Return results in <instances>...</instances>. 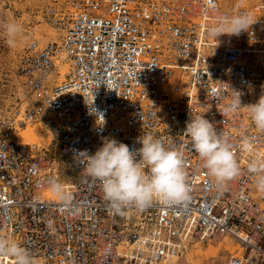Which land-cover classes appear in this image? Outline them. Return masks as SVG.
Wrapping results in <instances>:
<instances>
[{
	"label": "built area",
	"instance_id": "built-area-1",
	"mask_svg": "<svg viewBox=\"0 0 264 264\" xmlns=\"http://www.w3.org/2000/svg\"><path fill=\"white\" fill-rule=\"evenodd\" d=\"M38 1L35 14L58 41L31 37L16 59L31 104L0 115V237L25 247L34 264H264V191L249 167L264 166V131L243 107L264 95V0ZM242 12L254 22L247 31L209 34L218 18ZM63 64L68 72L55 81ZM236 92L242 107L232 110ZM190 115L227 134L240 169L234 179L208 173L185 134ZM27 125L73 162L75 177L57 199L46 193L59 180L58 162L48 145L21 137ZM145 134L182 153L189 198L115 214L74 156L94 154L105 138L139 148ZM208 246L224 255L186 258Z\"/></svg>",
	"mask_w": 264,
	"mask_h": 264
},
{
	"label": "clouds",
	"instance_id": "clouds-1",
	"mask_svg": "<svg viewBox=\"0 0 264 264\" xmlns=\"http://www.w3.org/2000/svg\"><path fill=\"white\" fill-rule=\"evenodd\" d=\"M252 24L251 15L242 12L226 21L218 18L217 24L209 28V34L216 37L222 34L239 35ZM0 27L4 30L8 46L15 47L16 38L23 31L22 25L8 22ZM240 107V94L237 93L231 109ZM243 107L248 109L255 127L264 131V95L256 103ZM185 134L190 137L208 173L218 182L230 181L238 175L239 164L227 134L217 131L204 115H190ZM136 143L141 147L130 148L114 138H105L94 154L89 155L86 149L79 150L74 159L87 176L99 182L103 198L115 214L124 215L132 207L142 210L154 202L169 204L186 201L189 185L182 153L150 134L141 135ZM249 167L257 176L258 189L264 191V166L253 162ZM52 189L59 192L60 186L53 182ZM3 257L11 258L14 264H34L31 253L8 237H0V258Z\"/></svg>",
	"mask_w": 264,
	"mask_h": 264
},
{
	"label": "rangeland",
	"instance_id": "rangeland-1",
	"mask_svg": "<svg viewBox=\"0 0 264 264\" xmlns=\"http://www.w3.org/2000/svg\"><path fill=\"white\" fill-rule=\"evenodd\" d=\"M259 1L261 0H236V3L238 6L249 7ZM37 6H39L38 0H0V25L8 22H15L23 27L22 34L16 38L15 47L8 46L4 30L0 27V115H12L18 111L22 112L31 104L30 96L15 73L17 56L27 43L28 39L33 37L42 44L58 41L56 32L42 22L35 14ZM262 26V31L264 33V24ZM63 65V67H67L66 64ZM62 66L59 67L62 68ZM61 68H58L59 72L61 71ZM67 70L68 69L65 68V71ZM261 72L260 86L264 92V63ZM176 78L177 77L174 78V81H176ZM53 79L58 82L62 80V78H59L58 76H55ZM27 127H31L37 131V134L39 135L38 139L32 141V139H29L27 136H22L24 135V132H22V135L20 133L21 137L28 142L44 146L48 145L52 155H54L57 160L60 175L56 184L59 186L70 184L75 177L73 162L60 154L59 149L53 144V142H51L52 139L50 135L40 127H33V125ZM60 192L61 191H54L55 195ZM227 242L228 241L222 243L224 248L228 247L229 242ZM209 248L212 250L210 249L207 251ZM215 248L210 246L200 248L192 247V249L186 254V258L193 263H198L202 258L216 256L217 254H219V256L224 255L222 247ZM231 248L232 250L235 249L233 246H231ZM230 250L228 248V251ZM206 251L208 252L207 255L204 254Z\"/></svg>",
	"mask_w": 264,
	"mask_h": 264
},
{
	"label": "bare ground",
	"instance_id": "bare-ground-1",
	"mask_svg": "<svg viewBox=\"0 0 264 264\" xmlns=\"http://www.w3.org/2000/svg\"><path fill=\"white\" fill-rule=\"evenodd\" d=\"M61 66H62V65H61ZM63 66H64V65H63ZM63 66H62V68H63L64 70H63L61 67H59V68H61L59 78H62V79L64 78V76H65V75L67 74V72H68V71H65V68H67V67H63ZM66 66H67V65H66ZM27 126H29V125H27ZM27 126H26V127H27ZM26 127L21 131V135H22V132H24V133H23L24 135H22V136H24V137L27 136L29 139H32V141H33V140H37L38 137H39V135L37 134V131H36L35 129L31 128V127H30V128L27 127V129H26ZM33 127H36V126L33 125ZM25 129H26V130H25ZM24 130H25V131H24ZM46 194H47V197H48V198H52V199H57V198L59 197V194L56 193V195H55L53 189L50 190L49 192L47 191ZM54 195H55V196H54ZM227 243H228V242H227ZM230 245L232 246V244L229 243V244H228V247H227V250H228V248H229V250L231 249L230 251L232 252L233 250H232V248H231ZM214 248H215V247H214ZM218 248H219V247H218ZM210 249H211V248L207 249V251L210 250ZM215 249H216V248H215ZM211 250H212V249H211ZM207 251L204 253L205 255L208 254ZM216 251H217V250H216ZM212 252H213V251H212ZM201 254H202V253H201ZM209 257H210V256H209Z\"/></svg>",
	"mask_w": 264,
	"mask_h": 264
}]
</instances>
